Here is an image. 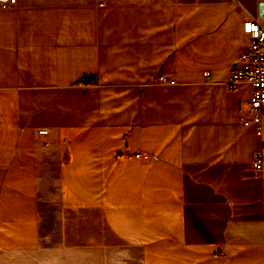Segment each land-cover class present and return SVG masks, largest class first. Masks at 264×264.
Segmentation results:
<instances>
[{
	"label": "crops",
	"instance_id": "crops-1",
	"mask_svg": "<svg viewBox=\"0 0 264 264\" xmlns=\"http://www.w3.org/2000/svg\"><path fill=\"white\" fill-rule=\"evenodd\" d=\"M262 3L0 9V264H264V133L228 84Z\"/></svg>",
	"mask_w": 264,
	"mask_h": 264
},
{
	"label": "built area",
	"instance_id": "built-area-1",
	"mask_svg": "<svg viewBox=\"0 0 264 264\" xmlns=\"http://www.w3.org/2000/svg\"><path fill=\"white\" fill-rule=\"evenodd\" d=\"M15 0H0V9L10 8ZM246 41L239 61L235 64L228 82L232 89L241 83L252 86V95L242 108L241 118L246 123H255L257 133H264V20L249 18L245 21ZM253 166L256 171L264 170V148L253 155Z\"/></svg>",
	"mask_w": 264,
	"mask_h": 264
},
{
	"label": "water",
	"instance_id": "water-1",
	"mask_svg": "<svg viewBox=\"0 0 264 264\" xmlns=\"http://www.w3.org/2000/svg\"><path fill=\"white\" fill-rule=\"evenodd\" d=\"M261 16L264 18V3L261 5Z\"/></svg>",
	"mask_w": 264,
	"mask_h": 264
}]
</instances>
